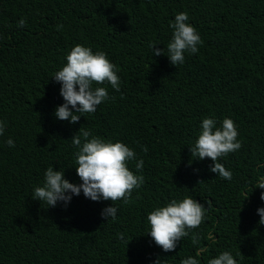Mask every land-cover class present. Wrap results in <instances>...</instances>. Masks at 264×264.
I'll return each instance as SVG.
<instances>
[{
	"label": "trees",
	"instance_id": "trees-1",
	"mask_svg": "<svg viewBox=\"0 0 264 264\" xmlns=\"http://www.w3.org/2000/svg\"><path fill=\"white\" fill-rule=\"evenodd\" d=\"M181 12L203 43L174 67L150 45L167 49ZM76 45L104 52L121 83L99 85L109 99L70 124L54 115L64 101L52 78ZM205 118L235 123L241 148L218 161L231 180L191 156ZM0 121V264H208L225 251L264 264V0H0ZM80 128L135 152L127 167L144 182L114 203L115 220L101 217L110 201L82 191L67 207L32 199L49 166L82 183L71 142ZM187 197L205 206L203 221L164 252L147 216Z\"/></svg>",
	"mask_w": 264,
	"mask_h": 264
},
{
	"label": "clouds",
	"instance_id": "clouds-1",
	"mask_svg": "<svg viewBox=\"0 0 264 264\" xmlns=\"http://www.w3.org/2000/svg\"><path fill=\"white\" fill-rule=\"evenodd\" d=\"M188 20L186 12L175 16L170 24L173 31L167 49H158L155 43L150 45L154 57L166 55L171 65L175 67L184 62L186 52L189 54L198 52V46L203 41ZM24 24L23 19L18 22L19 27H23ZM62 27L63 25H58L57 30ZM52 80L60 84L59 95L64 101L56 108L54 115L58 120L68 121L70 124L77 123L82 113H95L97 106L109 99L106 88L99 85L107 82L112 89L119 92L121 83L116 65L109 61L104 52L93 53L90 48L81 45L71 49L66 56V64L54 74ZM94 84L97 87H93ZM200 127L198 139L194 146L189 148L191 156L197 160L210 159L212 161L210 172L224 180H231L232 173L218 161L221 157L241 148L234 121L225 118L221 127H216L215 119L205 118ZM4 131L5 124L0 121V136ZM77 133L73 135L71 142L79 149L76 153L78 166L75 170L82 183L79 185L70 183L64 178V171H53V167L49 166L44 173V185L35 188L32 199L45 202L48 207H55L58 202L67 207L72 197L80 195L82 191L84 197L93 202L110 201L111 206L101 211V217L105 221L115 220L118 209L114 203L121 200L128 203L133 190L139 189L144 182L142 175L134 174L127 167L128 162L135 159V152L122 142H105L99 137L92 136L86 129L80 128ZM6 144L10 148L15 147L11 138ZM144 151L146 152L147 148ZM142 168L143 161L140 160L136 163V169L141 171ZM255 188L264 190V177L260 178ZM260 200L264 202V191H261ZM257 214L260 217L259 225L264 226V208L257 209ZM204 215L205 206L191 197L180 202L172 200L147 216L150 225L148 235L164 252H172L177 242L188 234L187 230L195 229L202 223ZM120 238H124L123 234ZM204 251L207 249H201L197 255ZM156 264H160L159 259ZM181 264L199 262L194 257H189L182 260ZM208 264H237V261L230 252L225 251L218 257L210 259Z\"/></svg>",
	"mask_w": 264,
	"mask_h": 264
}]
</instances>
